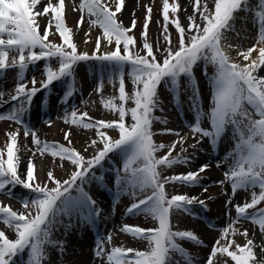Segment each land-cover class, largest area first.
<instances>
[{
  "label": "snow or ice",
  "instance_id": "snow-or-ice-1",
  "mask_svg": "<svg viewBox=\"0 0 264 264\" xmlns=\"http://www.w3.org/2000/svg\"><path fill=\"white\" fill-rule=\"evenodd\" d=\"M210 8L206 0H193V14L187 17L188 23L183 25L178 17L181 10L177 2L163 0L162 19L165 47H157L148 42L147 32L152 14V7H146L141 36L144 37L140 51H136V39L130 33L137 27L136 19L131 20L130 26H125L118 18L125 8V0H81L79 10L81 18L77 22L80 27L84 22V14L90 18L92 26L102 29L103 40L107 45H114V50L101 52V37L96 39L94 52H79L73 41L72 29L65 23V0L53 4L51 0L41 10L38 5L42 0H0V72L9 68L18 70V83L11 101L18 102L8 113H0V120H9L23 125V116L27 114L33 99L39 92L47 90L55 81L69 78L74 85V67L81 61L90 59L101 62L108 61L113 66L110 78L119 77L118 100L111 97L102 101L109 111L118 113V118L112 121L96 120L85 122L88 114L78 115L76 109L66 115L65 122L82 126L85 129H96L99 140L93 139L91 146L96 148L95 154L86 158L79 151L58 144L42 142L37 133L27 127L23 135H31L32 142L41 154L50 152L54 157L70 161L74 166L69 178L63 181L57 179L52 171L47 172V179L53 186H41L35 175V165L29 160L24 178L18 169L20 156L18 148L19 129L6 133V158L0 151V192L8 186L19 185L31 191V200L22 201L23 211L13 210L11 206L0 205V220L14 232L10 238L5 231L0 230V264H14V258L27 253L25 264H42L47 258V249L56 247L62 253L63 242L53 238L58 226H63L62 217L79 216L82 221H92L99 217L100 209L96 201L85 191L83 185L94 179L92 170L101 165L109 153L120 150L123 157L122 172L117 171L116 185L120 192H130L134 197L136 190L141 193L150 190V194L139 199L127 208L129 215L143 213L150 216L156 226L144 229L139 226L125 225L121 230L134 238L146 240V250L112 247L105 251V241L97 239L95 255L105 257L107 264H176V254L187 257L185 264H193L191 254L178 241L189 240L200 244L197 235L190 230H174L172 214L176 210L187 212L194 203L204 205L205 201L186 194H173L169 197L165 185L168 183L182 185H196L200 173L208 165H202L198 171L186 174L164 175V171L179 163H187V158L173 156L177 144H183L184 137L171 145L157 144L152 131L153 121L159 119L154 116L158 108V87L161 83L170 84L178 95L180 78L187 77L192 82L195 77L193 69L200 62L204 67V75L211 85V106L208 112L202 109L198 85H193L189 97L194 122L189 124L193 138H208L215 147L225 132L231 127L235 146L228 154L232 163L225 172V180L231 185L232 193L238 190L250 191V202L235 205V219L221 230L222 239L217 240L212 247L207 264H213V258L220 253L226 254L234 264H264V260H257L254 251L258 245L249 237L245 229L240 232L234 225L241 219L251 220L264 234V207L256 210L264 202V77L257 75L264 66V0H258L259 10L254 12V20L258 29V39L247 50L237 51V56L243 62H237L229 54L232 45L226 43L227 33L234 31L236 14L241 11L251 12L255 7L251 0H212ZM51 13L52 19L41 35L38 17H46ZM170 13L172 14L170 17ZM198 14V15H197ZM55 23V30L62 38V44L57 45L49 41V28ZM169 25L174 26L177 33V46L173 47L169 34ZM88 41L86 40L85 43ZM39 49V51H36ZM15 51L18 55L9 61V53ZM163 53L160 59L156 53ZM255 53V56L253 55ZM58 63V69L46 64V79L37 88V81L32 79V87L24 82L25 72L30 64L38 61ZM125 65L130 66L127 75L131 78L134 91H126ZM214 68V73L208 75L207 66ZM103 79V78H101ZM102 90V83L96 91ZM66 95H73L70 87ZM131 101L134 106L126 107ZM6 103L0 93V107ZM130 117V123L126 118ZM202 118L210 122V127H202ZM91 120L90 117H88ZM166 123V121H164ZM107 129L116 130L118 139L110 137ZM166 133L180 136L170 129ZM69 134H65L68 140ZM70 142V141H69ZM200 139L196 143L199 144ZM102 145V147H99ZM196 147V144L191 145ZM167 148L162 156L157 153ZM87 151V149H85ZM186 149L181 148V152ZM101 181L103 177L99 178ZM224 183V181H221ZM259 189L258 193L256 189ZM207 191V189H205ZM73 192L76 194L73 195ZM10 194V193H9ZM119 194V193H118ZM230 204L231 201H228ZM70 226V225H69ZM242 235L246 239L244 245L236 243L230 236ZM111 243V236L107 238ZM264 253V245H260ZM226 264V262H225Z\"/></svg>",
  "mask_w": 264,
  "mask_h": 264
},
{
  "label": "rangeland",
  "instance_id": "rangeland-1",
  "mask_svg": "<svg viewBox=\"0 0 264 264\" xmlns=\"http://www.w3.org/2000/svg\"><path fill=\"white\" fill-rule=\"evenodd\" d=\"M49 2L42 0L38 5L41 10ZM53 4H58L59 0H51ZM81 0H65V23L66 26L72 29L73 41L77 45L78 51L87 52L91 55L96 47L97 37H101V52L114 50V45L109 46L103 40L102 29L99 26H92L89 22L90 18L84 14V22L80 27H77V22L81 18L79 4ZM177 2L180 4L181 10L178 12V17L183 25L188 23L187 17L193 14V0H170V3ZM209 7L212 8V0H206ZM162 3L163 0H125V8L121 13H118V18L125 26H130L131 20L136 19L137 27L131 35L136 39V51H140L144 37L141 36L145 16L147 15L146 7H152L153 11L147 32L148 42L153 45L154 50L159 47H165L163 37V19H162ZM255 7L251 12L241 11L236 14L234 21V31L227 33L226 43L232 45L228 49L229 54L237 62H243L241 57L237 56V51L247 50L254 45L258 39V29L254 20V12L259 10L258 0H251ZM170 13V17H171ZM198 15V14H197ZM52 19L51 13L46 17H38V23L43 30L48 27L49 20ZM238 20V22H237ZM169 34L174 43L177 40V33L174 26L169 25ZM229 34V35H228ZM88 41L85 43V41ZM49 41L57 45L62 44V38L55 30V23L49 28ZM36 51H39L37 49ZM141 55L145 53L140 51ZM15 51L9 53V61L12 57L17 56ZM160 59L163 55L161 52L156 53ZM255 56V53L253 54ZM50 64L53 69H58V63L55 58L51 61L41 60L35 64H30L25 72L24 82L28 87H32V79L37 81L36 87H41V81L46 79L45 67ZM113 71V66L108 61H99L90 59L81 61L74 67V85L69 78H64L53 88L39 92L33 99L29 111L23 116V125L17 124L9 120H0V151L5 153L6 158V133L19 129L18 148L20 157H24L19 171L22 178L26 175L27 165L31 160L35 165V175L37 182L43 186L47 184L53 186L47 179V172L52 171L54 176L63 181L69 178L74 166L70 161L61 160L58 156H53L50 152L41 154L36 149V145L32 142V137L23 135L24 128L27 127L37 133L38 138L42 142L49 144L63 145L67 148H72L79 151L86 158H90L95 154L96 148L91 146L93 139L99 140L96 135V129H85L79 125H73L65 122L66 115L70 114L73 109H76L79 114L87 113L85 122L96 120L112 121L118 118V113L109 111L104 107L102 101H107L111 97H116L115 103L119 104L118 100V80L119 77L113 76L110 78V73ZM130 71V66L125 65V82L126 91L131 94L134 91V86L131 78L127 75ZM208 75L214 73V68L211 65L207 66ZM195 79L192 82L188 81L187 77L180 78V95L179 98L174 96L170 84L161 83L159 86L160 98L162 101V112L159 115L163 117V123L155 120L154 127L158 129L161 124L162 133L156 135L153 139L157 144L171 145L174 141H179L183 136V144H177L172 155L187 158L188 162L174 165L171 169L164 171V175L186 174L191 171H198L202 165H208L207 169L200 173L199 181L196 185H182L179 183H168L165 185L169 197L173 194H186L188 196L197 197L204 200L202 206L199 203H194L189 206L187 212L176 210L172 214V223L175 226L174 230H190L197 235L201 241L200 244L189 240L178 241L187 253L191 254L193 264H207V260L211 254L212 247L216 241L221 240V244L225 243L222 239L221 230L227 227L236 217L235 205L250 202V191L238 190L235 195L232 193L231 185L225 180V172L228 171L229 165L232 163L231 157L228 155L235 146L231 127L225 132L223 137L214 147L208 138H200L198 135L193 138V133L188 127L194 122L195 116L191 109L189 97L192 94L193 85H198L199 96L202 109L205 112L210 110L211 100V85L207 77L204 75V67L200 62L193 69ZM258 76L264 77V66L257 73ZM103 78V79H101ZM18 83V70L9 68L6 71L0 72V93L3 94V101L6 102L0 107V113H8L13 106H18V102L11 101V95L14 94L15 87ZM102 83V90L97 92V87ZM73 87V95L68 97L67 90ZM129 101L125 106H132ZM91 118V120L88 119ZM166 121V123L164 122ZM130 117L126 118V123H130ZM202 127L209 128L210 122L202 118ZM170 129L173 133H179L180 136L166 133L164 130ZM113 139L119 138V133L116 130H104ZM69 134L68 140L65 139V134ZM200 139L199 144L196 143ZM70 141V142H69ZM196 144V147L191 145ZM102 147V145H99ZM181 148L186 151L181 152ZM87 149V151H85ZM167 151V148L157 153V156H162ZM123 157L119 150L109 153L108 157L92 170L95 178H90L84 185V189L88 192L92 199L96 201V207L100 209L99 217L93 218L92 221H82L79 216L62 217L65 224L58 226L54 232L53 238L63 242L62 253L56 247L47 249V258L42 264H107L106 256L97 257L96 241L103 239L105 241V251L108 252L112 247H123L125 249L132 248L135 250H146L148 242L146 240L134 238L132 235L125 233L121 229L125 225L139 226L144 229L153 228L156 222L146 214L136 213L129 215L127 208L132 203L138 202L139 199L145 198L150 194V190L141 193L136 190L135 197L130 192H120L115 182L117 171L122 172ZM103 177L101 181L99 178ZM224 181V183H221ZM207 189V191H205ZM257 193L259 189H256ZM10 193V194H9ZM119 193V194H118ZM76 193L73 192V195ZM34 194L22 186H8L5 191L0 192V205H8L16 211H23L22 201L24 199L31 200ZM228 201H231L229 204ZM262 202L261 204H263ZM258 210H249L250 213ZM70 225V226H69ZM240 232L245 229L249 233L248 238H252L258 247L254 249L257 254V260H264V253L261 251L260 245H264V234H262L257 225L251 220L241 219L234 225ZM0 230L6 232L10 238H14V232L8 228L0 220ZM111 236V243L107 242V238ZM236 243L244 245L245 237L242 235L230 236ZM78 242V244H77ZM76 243V244H75ZM77 245V246H76ZM27 253L18 255L14 258V264H25ZM187 257L183 254H176L174 262L176 264H185ZM234 264L230 257L226 254L213 258V264Z\"/></svg>",
  "mask_w": 264,
  "mask_h": 264
},
{
  "label": "trees",
  "instance_id": "trees-1",
  "mask_svg": "<svg viewBox=\"0 0 264 264\" xmlns=\"http://www.w3.org/2000/svg\"><path fill=\"white\" fill-rule=\"evenodd\" d=\"M177 46V40H176V42L174 43V47H176ZM64 79V78H63ZM63 79H61V80H59V81H55V82H53V84L50 86L51 88H53L54 87V85H57L59 82H61ZM159 88V87H158ZM173 93H174V96L176 95V98H179V95H180V89H179V94L177 95L174 91H173ZM160 92H159V89H158V100H159V104H158V108L154 111V116L155 117H158L159 119H156L157 121H159V122H161V123H163V117H162V115H159L160 114V112H162V101H161V98H160ZM132 106H134V105H132ZM132 106H128V107H132ZM127 107V106H126ZM155 121V120H154ZM154 121H153V124H152V131H153V133H156V135H161V133H162V128H161V126H163V124H161V126L158 128V129H156V128H153L154 127ZM91 122H93V121H91ZM120 151V150H119ZM121 152V151H120ZM262 207H264V203L263 204H260V205H258L257 206V209L256 210H259V208H262Z\"/></svg>",
  "mask_w": 264,
  "mask_h": 264
},
{
  "label": "bare ground",
  "instance_id": "bare-ground-1",
  "mask_svg": "<svg viewBox=\"0 0 264 264\" xmlns=\"http://www.w3.org/2000/svg\"><path fill=\"white\" fill-rule=\"evenodd\" d=\"M237 22H238V20H237ZM239 22H240V21H239ZM239 22H238V23H239ZM228 33H229V32H228ZM228 35H229V34H228ZM23 160H24V157H20V161H21V162H20L19 169H18L19 171L22 169V168H21V165H22V163H23ZM75 244H76V243H75ZM77 244H78V242H77ZM76 246H77V245H76Z\"/></svg>",
  "mask_w": 264,
  "mask_h": 264
}]
</instances>
